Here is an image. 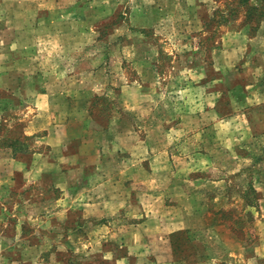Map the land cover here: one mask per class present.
<instances>
[{
    "label": "rangeland",
    "instance_id": "rangeland-1",
    "mask_svg": "<svg viewBox=\"0 0 264 264\" xmlns=\"http://www.w3.org/2000/svg\"><path fill=\"white\" fill-rule=\"evenodd\" d=\"M201 1L79 0L59 38L0 45V264H156L159 240L178 264H264V0ZM72 108L76 139L121 130L91 195L127 203L85 208L96 178L44 129Z\"/></svg>",
    "mask_w": 264,
    "mask_h": 264
},
{
    "label": "crops",
    "instance_id": "crops-1",
    "mask_svg": "<svg viewBox=\"0 0 264 264\" xmlns=\"http://www.w3.org/2000/svg\"><path fill=\"white\" fill-rule=\"evenodd\" d=\"M201 2L205 8L209 7L207 1L202 0ZM216 3L217 2L214 1L215 6L212 4L213 10L218 8ZM79 5V0H0V45L3 44L5 45V48L8 46V49L11 48V50H14L12 48L16 45L15 41H20L21 39L28 41L35 39L37 36L39 37V40H46L49 39V37L52 38L55 36L59 38L60 34L64 33L63 30H60L62 25H66L68 27V24L71 23L72 25L75 20L79 19L77 13L73 12V10L76 7H79ZM61 9L67 11L63 14ZM144 10L145 9L141 7L140 11L145 13L146 11ZM70 83L71 82L65 84H69L72 88L73 85H70ZM51 87V84L47 85L45 93L41 94V97L44 98L45 102L47 101V104H50L51 98L58 95L57 92H52V90L50 91ZM67 94L74 95L72 91ZM70 110L71 111H69L67 115L69 119L66 118L67 123L62 124V122H60L59 124H55L51 127L44 125V129L49 130V133L46 136L48 144L56 150H61V157L63 160L67 159L74 161V165L72 166L73 169L79 170V172H82L83 175H85L84 170L89 168L90 177L94 179L96 178V180L92 182L94 184L90 185L87 192L83 193L87 196V202L89 203L86 207L84 205V207L86 209L88 208V212L93 210L94 213H96L98 210L103 209L107 211L108 207L111 209L113 207V203L116 202L122 204V201H124V204L127 203L128 197L126 191L122 192L121 190L116 189L117 192H111V195L105 197L103 202H101V199L96 197L94 193L91 195V188L96 187L98 183H104L100 178H97V175H99V173H104V171L108 172L109 169L114 166L112 165L114 155L121 152L119 150H122L121 148L119 150L115 148L119 140L117 138L121 137L120 134L122 135L121 130L114 134L115 129L110 126L111 128H106L107 131L101 129L99 133L100 136L98 137L99 139L95 141L85 140V137L87 136L85 133H80V136L76 139V137L72 136V130L70 128L79 122L80 114L76 110L74 111V108ZM51 111L52 109L50 111L49 109L45 110V114H47V116L52 115V117H54V112ZM48 124H50V122ZM110 124L112 125L113 123L110 122ZM87 142H93V144L97 146V151L94 152V156L91 158L83 157L81 149L80 151L77 150L78 146H84ZM68 150L69 152H67ZM83 160H87V162H83ZM135 163H138V161H135ZM118 164L122 165L128 163L126 160L120 159ZM154 176L156 175L154 174ZM98 200L100 201L98 202ZM123 205H121V207ZM110 214H115V212L110 211ZM173 230V233H175V231L177 232L183 229L175 227ZM155 248L160 249L159 252H153L156 264H178L175 261V252L171 241L159 240L156 243ZM141 256L142 254H140V256L137 254L136 258ZM126 262L127 261L124 259L119 260L117 263L126 264Z\"/></svg>",
    "mask_w": 264,
    "mask_h": 264
},
{
    "label": "trees",
    "instance_id": "trees-1",
    "mask_svg": "<svg viewBox=\"0 0 264 264\" xmlns=\"http://www.w3.org/2000/svg\"><path fill=\"white\" fill-rule=\"evenodd\" d=\"M247 1L248 0H240V2H241V4L244 2V3H247ZM264 17V16H263ZM254 26H255V24H254ZM258 26V25H257ZM14 152H15V154L17 155V154H25L27 151L26 150H24V149H19V150H17V149H15L14 150ZM255 191V190H254ZM247 204H249V203H247ZM250 205V204H249Z\"/></svg>",
    "mask_w": 264,
    "mask_h": 264
}]
</instances>
